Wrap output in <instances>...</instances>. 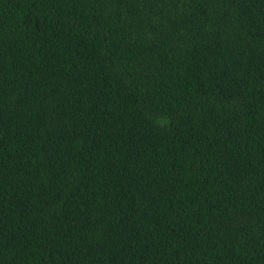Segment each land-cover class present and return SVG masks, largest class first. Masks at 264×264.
<instances>
[{
  "label": "trees",
  "instance_id": "1",
  "mask_svg": "<svg viewBox=\"0 0 264 264\" xmlns=\"http://www.w3.org/2000/svg\"><path fill=\"white\" fill-rule=\"evenodd\" d=\"M0 264H264V0H0Z\"/></svg>",
  "mask_w": 264,
  "mask_h": 264
}]
</instances>
